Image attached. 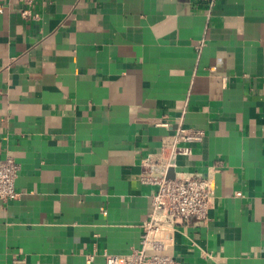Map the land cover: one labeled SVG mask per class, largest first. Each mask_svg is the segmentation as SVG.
<instances>
[{
  "label": "crops",
  "instance_id": "obj_1",
  "mask_svg": "<svg viewBox=\"0 0 264 264\" xmlns=\"http://www.w3.org/2000/svg\"><path fill=\"white\" fill-rule=\"evenodd\" d=\"M210 1L37 0L25 18L0 0V161L21 165L0 264H106L139 246L156 188L142 178L159 173L143 161L180 124L205 137L167 176H209L213 199L165 252L264 264V0Z\"/></svg>",
  "mask_w": 264,
  "mask_h": 264
},
{
  "label": "built area",
  "instance_id": "obj_2",
  "mask_svg": "<svg viewBox=\"0 0 264 264\" xmlns=\"http://www.w3.org/2000/svg\"><path fill=\"white\" fill-rule=\"evenodd\" d=\"M25 7L21 14L25 18H37L32 6L37 0H19ZM215 0H211L213 4ZM203 41L199 42L200 47ZM156 124L168 125L167 120L159 119ZM205 131L196 127L178 125L174 134L167 136L156 153H150L144 164L154 166L158 174H145L144 182L156 186L151 195V211L143 221V234L140 245L133 247L130 253L118 255L105 251L106 264H180L179 260L165 252L173 243L177 225H185L192 218L206 221L213 199L211 178L194 174L168 177L167 170L173 165V158L181 144L200 142ZM21 165L12 156L0 161V200L16 198L15 181ZM96 254L86 255V262L91 263ZM24 259H15V264H24Z\"/></svg>",
  "mask_w": 264,
  "mask_h": 264
}]
</instances>
